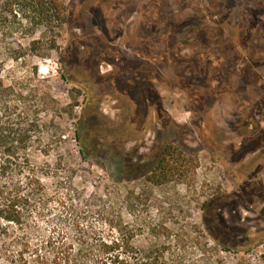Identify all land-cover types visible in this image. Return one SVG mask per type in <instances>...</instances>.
I'll use <instances>...</instances> for the list:
<instances>
[{"label": "rangeland", "instance_id": "374dc122", "mask_svg": "<svg viewBox=\"0 0 264 264\" xmlns=\"http://www.w3.org/2000/svg\"><path fill=\"white\" fill-rule=\"evenodd\" d=\"M64 3L22 40L45 57L8 63L34 79L36 65L55 101L35 153L48 207L0 237V264H51L49 238L119 236L167 264H264V0ZM166 145L182 161L159 183L118 175L107 151L144 164Z\"/></svg>", "mask_w": 264, "mask_h": 264}, {"label": "trees", "instance_id": "16d2710c", "mask_svg": "<svg viewBox=\"0 0 264 264\" xmlns=\"http://www.w3.org/2000/svg\"><path fill=\"white\" fill-rule=\"evenodd\" d=\"M66 14L64 0H0V237H9L13 227L25 229L30 222L37 224L48 207L43 182L45 170L37 165L35 153L48 151L42 140L41 111L48 110V102L55 101L48 90H43L36 65L32 69L34 79L17 76L15 68L8 63L26 64L30 57H45L46 48L40 39L33 38L28 45L22 40L32 37L44 24H51L55 19L63 21ZM63 77L68 79L66 74ZM76 137L84 143L79 132ZM176 150L166 145L158 160L137 164L133 157L126 158L121 148L118 152L107 149L111 157L120 159L118 175L132 179L148 174L154 183L169 180L176 173L175 165L182 161L175 156ZM81 152L86 158L85 149ZM72 243L64 237L49 238L45 245L51 248V264H167L164 252L154 248H128L124 236L113 240L99 238L96 243L83 241L77 249ZM178 256L182 261L184 254ZM17 257L20 262H26L23 253Z\"/></svg>", "mask_w": 264, "mask_h": 264}]
</instances>
